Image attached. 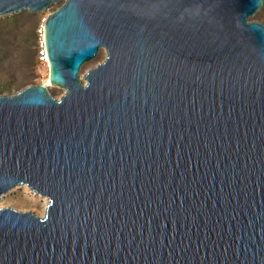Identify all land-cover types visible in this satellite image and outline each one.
<instances>
[{
    "label": "water",
    "instance_id": "95a60500",
    "mask_svg": "<svg viewBox=\"0 0 264 264\" xmlns=\"http://www.w3.org/2000/svg\"><path fill=\"white\" fill-rule=\"evenodd\" d=\"M60 1L44 36L64 92L0 93V196L49 198L42 216L0 207V264H264V0L0 15Z\"/></svg>",
    "mask_w": 264,
    "mask_h": 264
},
{
    "label": "rangeland",
    "instance_id": "374dc122",
    "mask_svg": "<svg viewBox=\"0 0 264 264\" xmlns=\"http://www.w3.org/2000/svg\"><path fill=\"white\" fill-rule=\"evenodd\" d=\"M61 3L62 1L53 3L40 12L24 9L17 13L0 15V93L14 94L29 84L37 83H45L55 97L64 92L63 88L46 83L49 70L42 67L37 58L42 19ZM252 18L264 24V2ZM105 56V49L100 48L96 57L82 65L81 76ZM48 201V196L36 194L29 186L18 185L0 196V207L31 210L42 216Z\"/></svg>",
    "mask_w": 264,
    "mask_h": 264
},
{
    "label": "built area",
    "instance_id": "2783aa9c",
    "mask_svg": "<svg viewBox=\"0 0 264 264\" xmlns=\"http://www.w3.org/2000/svg\"><path fill=\"white\" fill-rule=\"evenodd\" d=\"M47 17H43L42 19V25L39 29V43H38V53H37V58L38 62L42 67H45L49 70V58H48V53L46 49V43H45V36H44V23L46 21Z\"/></svg>",
    "mask_w": 264,
    "mask_h": 264
},
{
    "label": "bare ground",
    "instance_id": "6f19581e",
    "mask_svg": "<svg viewBox=\"0 0 264 264\" xmlns=\"http://www.w3.org/2000/svg\"><path fill=\"white\" fill-rule=\"evenodd\" d=\"M47 84H51L50 83V80H49V76H48V78H47V82H46ZM45 84V83H44ZM46 85V84H45ZM26 186H28V185H26Z\"/></svg>",
    "mask_w": 264,
    "mask_h": 264
},
{
    "label": "trees",
    "instance_id": "16d2710c",
    "mask_svg": "<svg viewBox=\"0 0 264 264\" xmlns=\"http://www.w3.org/2000/svg\"><path fill=\"white\" fill-rule=\"evenodd\" d=\"M8 17V16H7Z\"/></svg>",
    "mask_w": 264,
    "mask_h": 264
}]
</instances>
